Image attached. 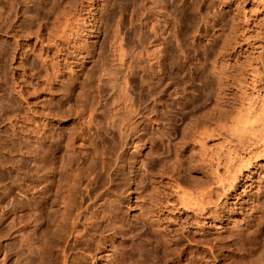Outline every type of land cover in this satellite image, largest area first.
<instances>
[{"label":"rangeland","instance_id":"rangeland-1","mask_svg":"<svg viewBox=\"0 0 264 264\" xmlns=\"http://www.w3.org/2000/svg\"><path fill=\"white\" fill-rule=\"evenodd\" d=\"M89 1L0 0V264L60 263L58 240L66 234L72 214L71 210L67 214L63 207L68 198L80 201L83 189L96 184L95 190L92 189L93 199L105 206L112 202L118 204L113 205L120 216L123 215L120 223L127 224L129 229L107 228L108 248L99 254L107 253V257L89 258L81 264H120L125 256L127 262L121 264H264V193H260L264 189V168L258 173H251V168L243 170L246 176H253V179L243 178L248 183L253 181L252 198L244 196L245 202L241 199L235 205L237 199H229L225 194L217 207L220 216L200 218L198 215L200 223L197 226L190 224L193 211L184 208L166 212V219L160 222L149 220V228L142 227L144 224L141 225L139 219L147 213L152 215L151 211L156 213L160 200L175 199L172 196L174 186L170 184L174 176L181 180L182 186L190 187L187 190L193 188V193L203 185L210 186L217 167L212 158L226 153L235 144V137L229 133L236 125L234 118L247 105L264 108V0H176V6L169 7L170 16L177 21L176 31H179L178 39H174L179 63L171 69V76L163 83L162 90L153 92H157V96L148 99L147 103L155 104L157 111L152 114V123L149 120L137 123L139 131L142 129L138 132L143 138L142 143L141 139L137 143L140 150L135 149V143L123 147L128 164L121 169L124 173L112 175L116 179L112 176L103 179L102 176L115 161L116 137L126 115L127 73L132 66L136 71L140 67L138 58L142 46L134 38L133 29H139L138 16L143 11L134 7L132 0H118L116 9L111 8L114 0H97V9L106 5L104 9L111 8L116 15L114 19L106 13L104 23L97 24L108 30L84 31L77 41L83 46L78 53L71 52L73 48L69 52L63 49L55 53L62 45H55L58 39H53L50 31L61 19L60 13L74 7L82 9V16H85L83 11L89 10ZM155 1L142 2L144 8L150 10L149 14L155 12ZM165 1L172 3V0ZM175 7L177 10L173 12ZM134 9L136 16L133 14L131 21ZM154 20L152 17L144 19L143 30L150 33ZM118 21L121 28L117 37L124 38L122 49L118 46L120 39H116L113 32ZM153 44H148L149 48ZM66 45L70 44L66 42L63 48ZM215 67L227 73L224 85L232 99L218 101L215 100L217 95L211 93L210 80L214 78ZM48 121L56 137H62L60 145L75 135L72 149H76L78 160L74 164L67 163L62 155L65 147L59 145L52 152L56 160L54 174L48 179L49 188L35 192L34 185L39 189L47 182L43 181V163L35 160L31 150V143L36 139L32 128L39 122L40 131H43L44 125L48 128L45 124ZM78 134L89 137L81 140ZM134 152L137 159L143 160L141 169L137 164L138 170L129 164L134 160L130 159ZM220 165L216 170L225 174V164ZM132 169L137 170L136 184L130 179ZM260 185L263 188L259 189ZM242 189L240 186L238 192ZM157 198H160L158 202ZM172 227L180 232L183 230V239L188 235L189 243L186 244L189 246L185 245V251L180 252L182 244L175 248L177 244L169 242L168 249L176 252L166 253L164 260L161 252L154 249V238L156 234L169 238L168 229Z\"/></svg>","mask_w":264,"mask_h":264},{"label":"bare ground","instance_id":"bare-ground-1","mask_svg":"<svg viewBox=\"0 0 264 264\" xmlns=\"http://www.w3.org/2000/svg\"><path fill=\"white\" fill-rule=\"evenodd\" d=\"M99 1H97V0L89 1L90 2L88 5L89 8L86 7V9L88 8L89 10L87 9L88 11L85 12V9H84V11H83L85 16L84 15L82 16V14H83L82 9L79 8V10H77V8H76L77 6H75L76 9H73L74 8L73 6L75 4L73 6L72 5L70 6V7H73L72 9L68 8V9L63 10L62 13H60L61 16H59V18H61V19L57 20L58 24L56 25V27L54 26L52 31H50V32H52L50 34L52 36H54L53 39L55 37L58 39V40L54 41L55 45H58L59 47H60V45H62L59 48V51L55 52V53H59L60 50H63V49L68 50L67 52H69L71 50L70 48L74 49L71 51L73 53L74 52L75 53L80 52L83 46H81L77 41H79V39H80L79 37L81 35H84L83 34L84 31L101 32V31H98V29L100 30L104 26L100 27V26H97V24L101 23V21L103 22V20L107 16L106 13L107 14L109 13V15L115 19L116 15L114 14V10H112V9H116V7H118V4H117L118 0H114V2L111 3L112 9L109 8L110 10L107 7H106L107 10L104 9L106 5L103 8L97 9L95 7V4H97V2H99ZM79 2H81V1H79ZM106 2H109V1H106ZM131 2H132V4L134 3V7L136 5L139 10L143 11L141 13V15L138 16V19L140 21L139 29H135V28L133 29V27L131 26L132 29L134 30V32L136 33L135 34L136 36L134 38L138 39L139 43L142 46V50H141V53H140L139 58H138L140 67H139V70L136 71L135 68L132 66L131 72L129 71L127 73V77L125 80V89H126L125 93L127 96L126 97L127 103L125 105L126 115L120 123V128L118 130V133H117L118 135L116 137L117 141H116V145H115L114 149L117 152H116L114 164L110 167L109 170H107L105 173H103V176H102L103 179L105 177L110 178L113 174H116L117 172L122 171L121 169L125 165V163L128 164L127 163L128 161L126 162V158H125L126 157L125 156L126 151L123 148L124 146H126V145L129 146L130 144L135 143L134 144L135 149L140 150L139 149L140 144H137V143H138V141H140V139H141V143H142L143 138H142V133H140L138 135V132H140L142 129H140V131H139V128H138L139 124H137V123H141L145 120H149L152 123V121H153L152 114L154 111H157V109L155 107V104L152 103V105H151L150 103H147V101H148V99H152L154 96H157V92H158L157 90H159V91L162 90L163 83L166 80H168L171 76V73H172L171 69L175 68L179 63L178 55H177L178 53L176 52L177 47L175 46V42H174L176 40V38L179 37V36H177L178 30L176 31V22L177 21L175 20L174 16L173 17L170 16L171 14L169 12L170 6H172V7L176 6V3H177L176 0H172V3H170V4H167L165 0H156L155 1L156 6L154 8L155 12L151 13V14H149L150 10L147 11L144 8L145 5H144V3H142L143 0H132ZM83 4H84V2H83ZM103 4H104V2H103ZM176 10H177V8L175 7L173 12H176ZM133 14L135 17L136 16L135 9L133 10V12H131V18L128 17L129 20L131 19V21L134 20ZM150 17H152L155 20L152 21V25H151V28L149 31L150 33H148L147 31L143 30V27L146 24V22H144L143 20L148 19ZM244 18H246V16ZM106 24H104V25H106ZM86 25H88L87 27H89V28H87ZM108 26H109V24H108ZM109 28H111V27H109ZM120 28L121 27H120L119 21H118L115 24V26L113 27V32L115 33L114 36L116 37V39H120L118 42V46L120 49H122V47H123V40L122 39H124V38L121 36L117 37V34H118ZM102 29L104 31L108 30V28L106 29V27L102 28ZM128 32H130V31H128ZM151 35H153V37L155 36L154 37L155 39H153L151 37ZM66 42H68L70 45L69 46L66 45L63 48V45L66 44ZM153 42H154V44L157 43L159 46L153 44V46L155 48H151L153 46H150V48H151L150 49L148 44L151 43V45H152ZM77 56H78V54H77ZM100 56H101V54H100ZM65 58H67V57H65ZM63 60H65V59H63ZM52 61H54V60H52ZM53 66H55V65H53ZM180 68H181V66H180ZM215 68L216 69H213L214 71L212 74L213 75L212 77H214V78H212V80H210V86L213 90V92L211 91V93H215V95H217L215 98L218 97V99H215V100H218V101L219 100H222V101L229 100V98H231L232 96L230 97V93H228V89L225 86L226 85L225 77H227L226 76L227 73L225 74L221 67H215ZM176 70H178V69H176ZM256 72H258V71H256ZM209 76H210V74H209ZM239 81H240V79H239ZM224 83H225V85H224ZM238 83H240V82H238ZM155 90L157 92L153 94V92H155ZM153 100L155 101V98ZM252 104H250V105H252ZM244 108H242L239 111L238 116L236 118H234V123L236 124L235 125L236 128H234L235 127L234 126L233 129L230 130L232 132H229V133H232V136L230 134L231 137H233V136L235 137L236 141L233 139H230L233 142L235 141V144H232L234 146L230 149L228 148L227 149L228 151L225 149L226 153H221V152H220L221 154L217 153L218 156L216 155V159L213 157L211 160V161L216 160V162H215L216 166H217L216 169L219 167L220 164H221L220 166L225 164L224 166L226 167V172L222 171L225 174H220V172L218 170L214 169L215 172L213 173L214 175L212 176V178H213L212 181H210V182H212L209 184L210 186H207V185L204 186L203 185V187H207V188L201 187L203 189L200 188V190H198L199 188L196 187L198 190V191L195 190V192L197 191L196 193L191 192V191H194L193 188H191V191L187 190V189H190V187L185 188L184 186H182L180 184L181 180H179L178 177L174 178L175 177L174 176L173 179L171 180L170 184H172L174 186V190H172V192H173L172 196H174L175 199L172 196L171 197L173 198V201L172 200L170 201L168 199H166L165 201H161L160 198L159 199L157 198V202H158V200H160V201L157 203L158 205L156 204L158 206L156 213H154L155 211L154 212L151 211V213H153V214L150 215V213L144 214L145 213L144 212L143 214L145 216H147V218L144 215L139 217V219L142 220V221H140L142 223L141 225L144 224V226H142V227H145V228L148 227L149 228V224L151 223V222H149V220L152 222H153V220L160 222L161 220H164L165 215L167 213H169V211L171 212L172 210L173 211L179 210L180 208L181 209L184 208L186 210L191 209L193 211V215H190V216H192L194 218H192L193 220H191V223L189 222L191 224V226L200 223L198 220V215L199 216L201 215L200 218H203V217L213 218L216 216H220V211L217 207L220 205L219 200H221V197L224 196L225 194H226V196H229L228 197L229 199L233 198V197H235L237 199V201L234 202L235 205L241 199H242V202H245V201H243L244 196H250L251 195L250 191L252 189L253 181L251 183H248L247 180L243 179L246 176L244 174L243 170L251 168L250 169L252 171L251 173H258L259 170L261 171L264 168V162H262V159H264V108L263 107L258 108L255 106L254 107H251V106L248 107V105L246 106L245 109ZM168 109H169V106H168ZM168 109L166 111H168ZM51 111H53V110H51ZM169 111H171V110H169ZM50 114L53 115L54 113L50 112ZM55 114H56V112H55ZM167 121L169 122V120H167ZM38 123L34 124V126L32 128L33 130L31 129L32 134L36 137V139H34V141H32V143H31V150H32V153L35 157V160H41V162L43 163V169L42 170L44 171V174L42 176H43V181L45 180L44 182L45 183L47 182V185L45 184L42 187L40 186L39 189H37L38 185H34L33 189H34V191L38 190V191L42 192V191H45L46 188L47 189L49 188L50 182L48 183V179L50 176H52V174H54L55 167L53 165L55 164L54 163L55 158L52 156L53 155L52 152L56 148H58L60 146L65 147L64 148L65 152L62 153V155L64 157L63 156L62 157L64 158L65 161H67V163L69 162L71 164L72 163L74 164L75 161L78 159H76V153H77L76 149H74V150L72 149V147H73L72 140L75 138L74 137L75 135L73 136L71 134L72 136L66 138L67 140H65L63 142V145H60V143H62V137L61 136H59V138L56 137L55 133H53L54 131H52L53 129L51 128L52 124L50 123V121L45 123L46 127H48V128H45V125H44L43 131L42 130L40 131L41 125ZM205 128L206 127H204V129ZM209 129H211V128H209ZM169 130H172V128ZM202 131H203V129H202ZM168 135H169V133H168ZM78 136L81 138V140L82 139L85 140L87 137H89L86 134H78ZM226 139H228V138H226ZM198 140H199V138H198ZM231 141H229V142L231 143ZM47 143H50V144H47ZM114 144H115V141H114ZM232 145H230L229 147H231ZM226 147H228V146H226ZM225 150H224V152H225ZM209 152H211V151H209ZM127 155H129V154H127ZM208 155H211V154H208ZM129 156H127V159H129L128 158ZM34 157H33V159H34ZM148 157H151V156H148ZM207 157L208 156H206V158ZM130 159H134V160H132V163L131 162L129 163V164H131V168H136V166H138L137 164L140 165L137 168H139L143 165V162H142L143 160L137 159L135 152H134V154L131 155ZM204 160H205V158H204ZM206 161H207V159H206ZM38 166L39 165H36L35 168L38 169ZM201 166H204V165H201ZM211 166H213V165H211ZM141 168H139V169H141ZM132 170H134V169H132ZM129 171H131V170H129ZM136 171L134 170L133 173L130 174V179H134L135 184L137 181L135 179V176L137 175ZM143 171H145V170H143ZM210 171H212V170H210ZM146 172H148V169ZM143 173H145V172H143ZM126 175H128V174H126ZM172 175H173V173H172ZM172 175H170V176H172ZM112 177H114V176H112ZM250 177L252 178L253 176H251V174H247L246 179H251ZM121 179H123V178H120L119 180L121 181ZM103 182H104V180H103ZM103 182H99V183H103ZM96 185L98 186V184H96ZM114 185L116 187V183ZM74 186H76V185H74ZM74 186L72 185V187H74ZM240 186H243V189L238 192V189ZM94 187L93 188L89 187L88 189L86 187L85 190L83 189L84 193L82 192V194H80L82 196H81V199H79L80 201H78V202H76L78 199L77 200L74 199L76 196L75 195L76 193H74L75 196L73 195L74 198L73 197L72 198L75 201H73L71 198H68L69 200L67 201V204L63 207V208H65V211L67 212V214L69 213V210L72 211V214H71V219H70V221H71L70 225L67 228V230L65 228L66 234L62 235L61 238L58 240L59 241L58 246L60 247L59 250L61 251L62 259H61V262L57 263V264H81L82 262H88L89 258H91L92 260L96 259L95 257H98L100 259L105 258L108 255L107 253L101 254L100 256H99V254L101 252H104L108 248L107 247V245H108L107 244V236L108 235L106 234V229L111 228V227L112 228L115 227L118 230L124 229L126 231H128V229H129V226L127 224L120 223V221H122L121 217L123 215L120 216V212L118 211V208L116 206H114V205H118V204H114V202H112L114 205L113 204L112 205L106 204V206L104 204H101V203L97 204V202L94 200L95 198L93 199V197H92L93 196L92 195L93 194L92 189H94ZM75 188L76 187H74V189ZM261 188H263V186L260 185L259 189H261ZM71 190L74 191L73 189H71ZM72 191H70L68 193H70V195H71V194H73ZM103 192H105V191H103ZM262 192L264 193V189H262L260 193H262ZM70 195L68 194V197ZM157 195H159V194H157ZM154 196H156V195H154ZM33 198L35 200H37L36 197H33ZM45 198H47V197H45ZM151 198L154 199L153 197H151ZM65 203L66 202L64 200V204ZM103 203H108V202H103ZM150 204L152 205V203H150ZM250 207H252V206H250ZM249 209H251V208H249ZM146 211H150V209L146 210ZM204 215H206V216H204ZM262 215H263V213H262ZM262 215L260 217H262ZM261 219H263V218H260V220ZM173 222H176V221H173ZM178 223H180V222H178ZM152 227H154V226H152ZM180 227H181V225H180ZM168 230H170L169 238H165V236H163L161 234L159 236H157L158 234H156V235L154 234L156 236V237L154 236L155 237L154 239L156 240V241H154L156 244V247H154V245H153V247H154V249L157 248L158 249L157 251H159V253L161 252L163 259H164L166 253L168 254V252L174 251L172 249H168V243L169 242H172L171 244L169 243L170 245H172V244L176 245L177 244V246H175V248L176 247L180 248V246L183 245V247H181V249H180V252L185 251V248H187L186 246L188 245V244H186V242L189 243V239H187L188 235L187 236L185 235L186 238L183 239L184 238V234L182 233L183 230L180 232L178 228H174V227H172V229H168ZM186 232H188V231L186 230ZM178 244H182V245L178 246ZM173 247H174V245H173ZM179 248H177V250ZM168 250H172V251H168ZM174 252H176V251H174ZM123 254L125 255L126 253L124 252ZM123 254L120 255V256H122V258L124 257ZM170 254L172 255V253H170ZM125 258L127 259L126 256H125ZM126 259L125 260L120 259L121 263L123 261L127 262ZM164 260H166V259H164Z\"/></svg>","mask_w":264,"mask_h":264}]
</instances>
